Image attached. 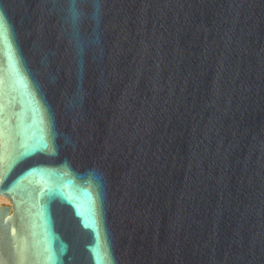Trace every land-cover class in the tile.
I'll return each mask as SVG.
<instances>
[{
	"label": "water",
	"instance_id": "1",
	"mask_svg": "<svg viewBox=\"0 0 264 264\" xmlns=\"http://www.w3.org/2000/svg\"><path fill=\"white\" fill-rule=\"evenodd\" d=\"M0 264H264V0H0Z\"/></svg>",
	"mask_w": 264,
	"mask_h": 264
},
{
	"label": "bare ground",
	"instance_id": "2",
	"mask_svg": "<svg viewBox=\"0 0 264 264\" xmlns=\"http://www.w3.org/2000/svg\"><path fill=\"white\" fill-rule=\"evenodd\" d=\"M5 203H7L6 200L0 196V204H5Z\"/></svg>",
	"mask_w": 264,
	"mask_h": 264
}]
</instances>
